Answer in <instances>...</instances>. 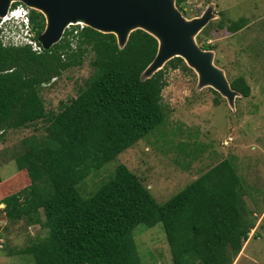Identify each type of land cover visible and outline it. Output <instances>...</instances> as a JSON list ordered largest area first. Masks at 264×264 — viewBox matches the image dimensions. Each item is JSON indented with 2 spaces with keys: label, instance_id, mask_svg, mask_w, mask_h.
<instances>
[{
  "label": "trees",
  "instance_id": "obj_1",
  "mask_svg": "<svg viewBox=\"0 0 264 264\" xmlns=\"http://www.w3.org/2000/svg\"><path fill=\"white\" fill-rule=\"evenodd\" d=\"M188 1L175 4L183 12ZM29 18L38 36L45 17L30 9ZM244 26L239 18L226 28L234 33ZM157 50V39L142 29L130 32L120 48L113 33L86 25H70L41 53L26 45L4 46L0 39V132L45 124V133L24 138L14 155L29 184L1 198L7 222L23 220L46 229V236L18 250L31 254L34 264H142L132 236L138 224L161 223L172 264H232L248 239L257 213L248 216L245 181L230 158L162 203L122 163L88 195L79 192L91 171L165 123L166 68L194 74L175 56L141 79ZM87 55L93 72L76 97L60 101L57 111L46 108L42 86L81 65ZM229 83L242 97L250 95L244 77Z\"/></svg>",
  "mask_w": 264,
  "mask_h": 264
},
{
  "label": "rangeland",
  "instance_id": "obj_2",
  "mask_svg": "<svg viewBox=\"0 0 264 264\" xmlns=\"http://www.w3.org/2000/svg\"><path fill=\"white\" fill-rule=\"evenodd\" d=\"M208 8H212L214 17L194 36V41L199 47L210 46L215 65L228 81L244 77L250 95L237 94L235 106L230 108L211 87L199 86L191 71L169 66L162 90L168 113L165 123L99 171H91L79 192L88 195L122 163L162 203L193 176L230 158L245 181L243 200L248 216L257 213L258 218L243 243L244 255L237 264H264V0H189L182 15L189 20ZM239 18L245 20V26L230 32L226 26ZM89 58L87 55L81 65L68 68L42 86L40 94L46 108L57 111L60 101L76 97L93 72ZM44 127L40 122L0 132V264H34L31 254L18 250L47 234L46 229L28 226L23 220L7 222L1 204L5 195L29 184L28 179L21 178L25 172L17 170L14 155L24 138L44 134ZM132 236L142 264H172L160 222L150 227L138 224Z\"/></svg>",
  "mask_w": 264,
  "mask_h": 264
},
{
  "label": "water",
  "instance_id": "obj_3",
  "mask_svg": "<svg viewBox=\"0 0 264 264\" xmlns=\"http://www.w3.org/2000/svg\"><path fill=\"white\" fill-rule=\"evenodd\" d=\"M13 2H20L45 17V28L37 36L44 49L57 43L68 25H83L104 33H113L122 48L130 34L142 29L158 41L157 54L141 73L151 77L166 61L179 56L198 78L199 86H209L235 106L233 90L221 68L215 65L212 51L199 47L194 36L214 14L212 8L187 20L175 0H0V17L7 14Z\"/></svg>",
  "mask_w": 264,
  "mask_h": 264
},
{
  "label": "built area",
  "instance_id": "obj_4",
  "mask_svg": "<svg viewBox=\"0 0 264 264\" xmlns=\"http://www.w3.org/2000/svg\"><path fill=\"white\" fill-rule=\"evenodd\" d=\"M30 8L20 3L15 7H10L7 14L0 17V39L4 46H22L26 45L31 48L35 53H41L43 51L42 44L38 41L35 30L33 29L30 18ZM23 16V24L21 32L10 29V26L17 23V17ZM80 27L83 24H79ZM69 26H67L68 28ZM53 81V80H51ZM48 84V83H47ZM227 141H223L226 144Z\"/></svg>",
  "mask_w": 264,
  "mask_h": 264
},
{
  "label": "clouds",
  "instance_id": "obj_5",
  "mask_svg": "<svg viewBox=\"0 0 264 264\" xmlns=\"http://www.w3.org/2000/svg\"><path fill=\"white\" fill-rule=\"evenodd\" d=\"M16 19H17V23L10 26V29L15 30L17 32H21L22 24H23V16L20 15Z\"/></svg>",
  "mask_w": 264,
  "mask_h": 264
},
{
  "label": "crops",
  "instance_id": "obj_6",
  "mask_svg": "<svg viewBox=\"0 0 264 264\" xmlns=\"http://www.w3.org/2000/svg\"><path fill=\"white\" fill-rule=\"evenodd\" d=\"M198 175H195L192 177V179H195ZM245 251V250H244ZM244 251H240L239 254L236 256L232 264H237L239 262V259L244 255Z\"/></svg>",
  "mask_w": 264,
  "mask_h": 264
},
{
  "label": "bare ground",
  "instance_id": "obj_7",
  "mask_svg": "<svg viewBox=\"0 0 264 264\" xmlns=\"http://www.w3.org/2000/svg\"><path fill=\"white\" fill-rule=\"evenodd\" d=\"M80 24H83V23H80ZM68 26H70V25H68ZM247 241V240H246Z\"/></svg>",
  "mask_w": 264,
  "mask_h": 264
}]
</instances>
